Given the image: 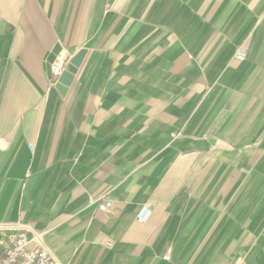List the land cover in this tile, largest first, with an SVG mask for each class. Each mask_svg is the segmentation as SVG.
I'll list each match as a JSON object with an SVG mask.
<instances>
[{
  "label": "crops",
  "instance_id": "0c3cea01",
  "mask_svg": "<svg viewBox=\"0 0 264 264\" xmlns=\"http://www.w3.org/2000/svg\"><path fill=\"white\" fill-rule=\"evenodd\" d=\"M57 45L87 51L65 97ZM16 225L61 264H264V0H0Z\"/></svg>",
  "mask_w": 264,
  "mask_h": 264
},
{
  "label": "built area",
  "instance_id": "2783aa9c",
  "mask_svg": "<svg viewBox=\"0 0 264 264\" xmlns=\"http://www.w3.org/2000/svg\"><path fill=\"white\" fill-rule=\"evenodd\" d=\"M239 58L243 59L242 56ZM66 65V62L58 60L52 67L53 78L58 80ZM95 203L102 212H108L113 208V203L104 198ZM139 222H144V219L139 218ZM0 234V244L4 248V258L0 264H61L46 246L45 233L33 231L27 226L16 225L0 226ZM164 259L169 261L170 257L166 256ZM231 264H245V262L238 260Z\"/></svg>",
  "mask_w": 264,
  "mask_h": 264
},
{
  "label": "water",
  "instance_id": "95a60500",
  "mask_svg": "<svg viewBox=\"0 0 264 264\" xmlns=\"http://www.w3.org/2000/svg\"><path fill=\"white\" fill-rule=\"evenodd\" d=\"M61 53L62 47L60 45H57L55 49L46 57L44 70L46 73V77L49 79V81L53 80L52 67L58 61V58L60 57ZM86 55L87 51L81 50L65 66V70L61 77H59L56 84L57 90L63 97L67 95L69 89L71 88L75 77L85 60Z\"/></svg>",
  "mask_w": 264,
  "mask_h": 264
}]
</instances>
